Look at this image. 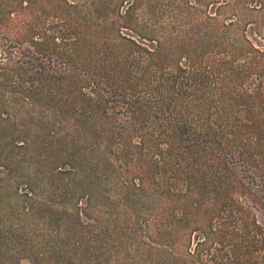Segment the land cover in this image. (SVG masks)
Instances as JSON below:
<instances>
[{
	"label": "trees",
	"instance_id": "trees-1",
	"mask_svg": "<svg viewBox=\"0 0 264 264\" xmlns=\"http://www.w3.org/2000/svg\"><path fill=\"white\" fill-rule=\"evenodd\" d=\"M254 1L0 0V264H264Z\"/></svg>",
	"mask_w": 264,
	"mask_h": 264
},
{
	"label": "rangeland",
	"instance_id": "rangeland-1",
	"mask_svg": "<svg viewBox=\"0 0 264 264\" xmlns=\"http://www.w3.org/2000/svg\"><path fill=\"white\" fill-rule=\"evenodd\" d=\"M261 2H264V0H255L253 3H251V4H254V5H260L261 4ZM250 5V4H249ZM251 6V5H250ZM232 14H234L232 11H229V12H227V13H225L224 14V17H226V18H231L232 17ZM233 18V17H232ZM251 22H255V19L254 20H252ZM253 28H255V25L253 24V23H250V25L247 27V32L248 33H250V36L252 37V38H258L257 36H258V34L257 35H255V33H254V31H251ZM250 29V30H249ZM263 36H264V33H263ZM22 259H21V261H20V263L21 264H32V262L30 261V259H28V258H23V257H21Z\"/></svg>",
	"mask_w": 264,
	"mask_h": 264
}]
</instances>
